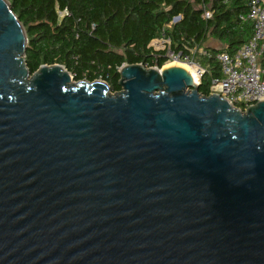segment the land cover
I'll use <instances>...</instances> for the list:
<instances>
[{
  "label": "water",
  "instance_id": "1",
  "mask_svg": "<svg viewBox=\"0 0 264 264\" xmlns=\"http://www.w3.org/2000/svg\"><path fill=\"white\" fill-rule=\"evenodd\" d=\"M26 45L0 0V264H264V101L141 64L111 93Z\"/></svg>",
  "mask_w": 264,
  "mask_h": 264
},
{
  "label": "trees",
  "instance_id": "2",
  "mask_svg": "<svg viewBox=\"0 0 264 264\" xmlns=\"http://www.w3.org/2000/svg\"><path fill=\"white\" fill-rule=\"evenodd\" d=\"M8 2L27 37L24 58L31 74L42 65L60 64L75 81L102 80L111 93L121 90L123 64L161 69L172 53L204 70L197 91L207 97L212 81L221 78L215 55L234 54L253 33V22L241 19L248 13L246 0ZM206 12L210 18H204ZM210 39L221 47L207 46ZM154 41L162 45L154 47Z\"/></svg>",
  "mask_w": 264,
  "mask_h": 264
},
{
  "label": "built area",
  "instance_id": "3",
  "mask_svg": "<svg viewBox=\"0 0 264 264\" xmlns=\"http://www.w3.org/2000/svg\"><path fill=\"white\" fill-rule=\"evenodd\" d=\"M246 1L248 13L241 19L253 22L252 36L234 54L219 52L215 55L221 78L213 80L210 87V95L218 94L240 110V106L246 110L249 106L264 101V0ZM210 16V12L204 14V18ZM155 42L157 41L152 42L153 46ZM201 53L207 55L204 51ZM168 56L170 60L179 61V57L172 53H168ZM185 63H189L187 59ZM196 72L195 83L199 84L204 70L197 66Z\"/></svg>",
  "mask_w": 264,
  "mask_h": 264
},
{
  "label": "rangeland",
  "instance_id": "4",
  "mask_svg": "<svg viewBox=\"0 0 264 264\" xmlns=\"http://www.w3.org/2000/svg\"><path fill=\"white\" fill-rule=\"evenodd\" d=\"M161 44H162L161 41H159V42L157 41V42L154 43V46L158 47V46H160ZM206 45L209 46V47L217 48V49H219V48L221 47L219 43H217L216 41H214V40H212V39L208 40V41L206 42ZM179 63H182V64L186 65V67H187V71H189L190 73H192V74L195 76V78H196V73H197V72H196V70H197V66H196V65H191V64H189V63L179 62L178 60L171 59V60H168V61L166 62V64L164 65V68H167V67H165V66H168V67H175V66H177V64H179Z\"/></svg>",
  "mask_w": 264,
  "mask_h": 264
},
{
  "label": "bare ground",
  "instance_id": "5",
  "mask_svg": "<svg viewBox=\"0 0 264 264\" xmlns=\"http://www.w3.org/2000/svg\"><path fill=\"white\" fill-rule=\"evenodd\" d=\"M177 66L178 67H182V68H184V69H186L187 70V67H186V65H184V64H182V63H179V64H177ZM165 67H168V66H165ZM192 74V73H191ZM193 75V74H192ZM193 77H194V80H196L197 78H195V76L193 75Z\"/></svg>",
  "mask_w": 264,
  "mask_h": 264
}]
</instances>
